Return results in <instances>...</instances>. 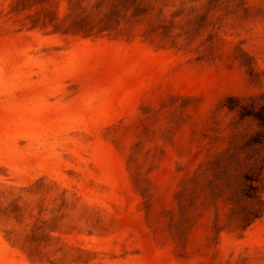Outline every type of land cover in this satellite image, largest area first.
<instances>
[{
	"label": "rangeland",
	"instance_id": "rangeland-1",
	"mask_svg": "<svg viewBox=\"0 0 264 264\" xmlns=\"http://www.w3.org/2000/svg\"><path fill=\"white\" fill-rule=\"evenodd\" d=\"M242 107L264 0H0V264H264Z\"/></svg>",
	"mask_w": 264,
	"mask_h": 264
},
{
	"label": "trees",
	"instance_id": "trees-1",
	"mask_svg": "<svg viewBox=\"0 0 264 264\" xmlns=\"http://www.w3.org/2000/svg\"><path fill=\"white\" fill-rule=\"evenodd\" d=\"M231 108H235V107H231ZM240 114L242 117H253L259 122H261L262 124H264V113L263 112L259 114L250 113L246 107H242V111H240ZM247 181L257 182L255 181V179H252L251 177H247ZM263 193H264V183H262L261 186H255L253 184H250L248 185L247 189L243 191L244 197L246 199L256 200L259 206L264 205V199L262 196ZM260 210L261 208L260 209L247 208V207L242 208V214H243L242 222L247 223V224L252 223L255 219L260 217V214L262 212Z\"/></svg>",
	"mask_w": 264,
	"mask_h": 264
}]
</instances>
